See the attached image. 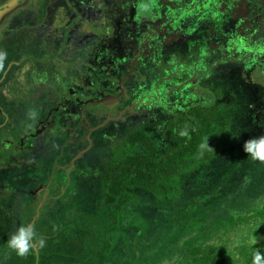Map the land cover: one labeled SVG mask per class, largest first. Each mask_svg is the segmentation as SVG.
<instances>
[{
  "label": "flooded vegetation",
  "instance_id": "obj_1",
  "mask_svg": "<svg viewBox=\"0 0 264 264\" xmlns=\"http://www.w3.org/2000/svg\"><path fill=\"white\" fill-rule=\"evenodd\" d=\"M0 50L4 239L11 196L36 228L94 148L140 122L217 120L226 145L239 120L240 148L264 135V0H0Z\"/></svg>",
  "mask_w": 264,
  "mask_h": 264
},
{
  "label": "rangeland",
  "instance_id": "obj_2",
  "mask_svg": "<svg viewBox=\"0 0 264 264\" xmlns=\"http://www.w3.org/2000/svg\"><path fill=\"white\" fill-rule=\"evenodd\" d=\"M161 122L136 127L160 141ZM241 124L233 121L214 164L184 177L174 206L142 197L113 212L103 182L112 160L110 142L121 137L98 145L88 156L93 164L74 173L63 196L58 184L52 187V196L62 199L40 208L35 229L46 246L38 251V264H194L182 248L194 243L219 245L240 259L254 247L264 254V167L236 146L244 136ZM105 238L112 240L109 253L100 249ZM253 238L255 245L249 243ZM0 264H35V255L20 258L6 250Z\"/></svg>",
  "mask_w": 264,
  "mask_h": 264
},
{
  "label": "trees",
  "instance_id": "obj_3",
  "mask_svg": "<svg viewBox=\"0 0 264 264\" xmlns=\"http://www.w3.org/2000/svg\"><path fill=\"white\" fill-rule=\"evenodd\" d=\"M198 121L199 126L192 124L189 128L188 137L178 134L185 125H189L188 120H170L162 130L160 141H155L149 132L137 131L112 147V160L105 170L103 187L106 203L113 212L123 210L142 197L170 203L171 206L181 199L184 177L196 174L214 161L221 154L227 138L228 128L224 124L217 120ZM206 137L214 151L204 150L203 156H200L199 146ZM15 190L12 191L17 193ZM18 193L19 196L15 194L8 199L5 209L8 212L9 232L6 239L0 236V245L2 241H8L19 226L26 224L20 210L24 207L26 217L29 203L23 198V193ZM112 246V240L105 238L100 249L103 253H109ZM182 248L194 264H252L254 254L259 251L254 247L248 257L240 259L216 244L194 243Z\"/></svg>",
  "mask_w": 264,
  "mask_h": 264
},
{
  "label": "clouds",
  "instance_id": "obj_4",
  "mask_svg": "<svg viewBox=\"0 0 264 264\" xmlns=\"http://www.w3.org/2000/svg\"><path fill=\"white\" fill-rule=\"evenodd\" d=\"M7 52L0 50V72H5V60L7 59ZM29 117L35 119L37 113L34 110L29 111ZM189 125H185L180 131L181 137L189 136ZM199 155L203 156L204 150L214 151L208 144V137L201 143ZM243 151L250 157L252 161L264 164V135L250 138L243 144ZM257 239L253 238L249 241L251 245L257 243ZM46 246L44 237L39 236L36 232L35 225H21L8 238L7 247L10 252L15 253L17 257L27 258L34 251L38 252ZM252 264H264V254L257 251L252 259Z\"/></svg>",
  "mask_w": 264,
  "mask_h": 264
},
{
  "label": "water",
  "instance_id": "obj_5",
  "mask_svg": "<svg viewBox=\"0 0 264 264\" xmlns=\"http://www.w3.org/2000/svg\"><path fill=\"white\" fill-rule=\"evenodd\" d=\"M34 255H35V264H38V252L34 251Z\"/></svg>",
  "mask_w": 264,
  "mask_h": 264
}]
</instances>
